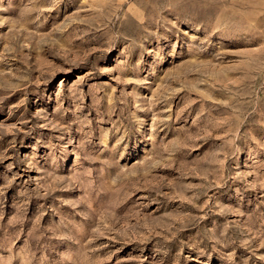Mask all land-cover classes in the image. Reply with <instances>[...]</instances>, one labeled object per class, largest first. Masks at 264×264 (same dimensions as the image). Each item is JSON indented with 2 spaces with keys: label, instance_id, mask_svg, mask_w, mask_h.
I'll return each mask as SVG.
<instances>
[{
  "label": "rangeland",
  "instance_id": "obj_1",
  "mask_svg": "<svg viewBox=\"0 0 264 264\" xmlns=\"http://www.w3.org/2000/svg\"><path fill=\"white\" fill-rule=\"evenodd\" d=\"M0 264H264V0H0Z\"/></svg>",
  "mask_w": 264,
  "mask_h": 264
}]
</instances>
